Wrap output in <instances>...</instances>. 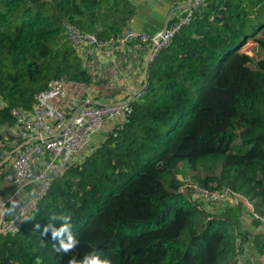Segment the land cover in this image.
Returning a JSON list of instances; mask_svg holds the SVG:
<instances>
[{"label":"trees","instance_id":"16d2710c","mask_svg":"<svg viewBox=\"0 0 264 264\" xmlns=\"http://www.w3.org/2000/svg\"><path fill=\"white\" fill-rule=\"evenodd\" d=\"M135 10L132 0H0V161L20 141L14 109L31 110L54 80L92 81L69 27L116 37ZM248 39L254 53L241 50ZM263 53L264 0L200 2L150 60L131 111L0 233V264H69L93 252L111 264H264L254 216L264 215ZM197 187L229 195L205 206ZM54 213L71 214L79 244L68 253L42 235L59 227Z\"/></svg>","mask_w":264,"mask_h":264},{"label":"built area","instance_id":"2783aa9c","mask_svg":"<svg viewBox=\"0 0 264 264\" xmlns=\"http://www.w3.org/2000/svg\"><path fill=\"white\" fill-rule=\"evenodd\" d=\"M202 1L192 0L188 10L174 22L169 23L164 31L161 29L150 33L142 29L137 30L132 26V16L124 30L116 37L110 36L101 39L94 33L80 31L74 27H69V34L73 44L80 48L83 59L87 47L104 49L108 45L118 43L127 45L134 40L140 43H155L151 54L153 57L180 25L189 19L192 9ZM66 85L65 80H54L47 88L37 93L31 110H13L15 133L20 138L19 143L23 142L19 149H15L18 144L15 141L13 149L6 152L1 161L10 163L11 171L5 174V178L13 183L14 188L10 198L0 197V233L13 232L19 227L48 188L50 177L62 170L63 165L58 160L61 150L73 152L72 160H75L81 156H78L76 152L88 144L91 134L104 121L118 116L124 117L132 109L131 99H129L114 102H87L76 105L68 112L54 102L59 93H64L63 86L66 87ZM140 92L138 90L133 98ZM46 151H49L52 157L48 161L44 159L41 167H36L34 165L35 159L43 156ZM63 156L69 158L67 154ZM26 185H34L33 194L21 201L22 195L19 194ZM197 191L204 197L205 206L216 205L229 195L228 188L206 189L197 187ZM12 199L19 202L17 212L11 217L2 216L8 202ZM254 216L259 217L261 223L264 224V215L254 213Z\"/></svg>","mask_w":264,"mask_h":264},{"label":"crops","instance_id":"0c3cea01","mask_svg":"<svg viewBox=\"0 0 264 264\" xmlns=\"http://www.w3.org/2000/svg\"><path fill=\"white\" fill-rule=\"evenodd\" d=\"M132 1L136 5L132 26L137 30L142 29L153 33L163 28L167 16H170V19L182 16L188 10L192 0ZM150 45L151 43H140L134 40L127 45L118 43L108 45L104 49L87 47L85 49L84 62L92 76V81L82 84L66 82V87L63 86L65 94L59 93V96L54 99L55 104L69 112L76 105L87 102H114L132 99L135 93L144 85L143 65ZM122 118L118 116L104 121L91 134L88 144L78 150L76 154L78 156L82 155L101 142ZM22 142L19 143L18 141L15 149H19L22 146ZM44 159H46L45 155L39 156L35 159L34 165L36 167L40 166ZM68 159V157L60 155L58 160L64 166ZM2 163L0 161V197L6 199L11 197L14 185L5 178V174L10 171V163L7 161ZM33 187L34 185H26L19 195L25 198L26 196L23 195L32 192ZM29 188L30 190H28ZM16 212L17 209L12 214L3 212L2 216L11 217ZM250 220L248 221L249 224ZM249 224L246 227H249ZM252 253L255 258V252L252 251Z\"/></svg>","mask_w":264,"mask_h":264},{"label":"clouds","instance_id":"9594fccd","mask_svg":"<svg viewBox=\"0 0 264 264\" xmlns=\"http://www.w3.org/2000/svg\"><path fill=\"white\" fill-rule=\"evenodd\" d=\"M19 202L15 199L9 201V206L4 210L5 214H12L16 211ZM52 221H59V227L53 223H48L43 226L42 235L47 236L51 233V239L58 242V248L56 251H62L68 253L72 251L79 244V240L76 239L73 233V224L71 214H53L51 216ZM40 223H36L35 229L40 230ZM69 264H111L109 259H102L96 252L87 254L81 261H77L75 258L69 261Z\"/></svg>","mask_w":264,"mask_h":264},{"label":"rangeland","instance_id":"374dc122","mask_svg":"<svg viewBox=\"0 0 264 264\" xmlns=\"http://www.w3.org/2000/svg\"><path fill=\"white\" fill-rule=\"evenodd\" d=\"M254 47H255V40L248 39L247 42H245V44L241 47V50H244V51L249 52V53H254ZM41 166H42V163H41V165L39 167H41ZM10 171H11V168H10ZM187 181H189V179L186 180V183H188ZM189 188H190V190H192V187H189ZM31 194H33V191L28 193V194L23 195V196H26L25 198H23L21 196V201L26 200V198L29 197ZM216 209H217V207H216ZM251 216L252 215L250 213H246V212L243 211L241 213V215H240L241 225L242 226H247L249 224L248 221L250 220Z\"/></svg>","mask_w":264,"mask_h":264},{"label":"water","instance_id":"95a60500","mask_svg":"<svg viewBox=\"0 0 264 264\" xmlns=\"http://www.w3.org/2000/svg\"><path fill=\"white\" fill-rule=\"evenodd\" d=\"M169 20H170V16H167L166 19H165V21H164L163 28H162L163 31L167 28V26L169 24ZM154 46H155V43H151V45L149 47V50H148V52L146 54V57L144 59V65H143V76H144V80H146V77H147V68H148V65H149L150 60L152 59V55L151 54H152V51H153ZM142 88L139 89V91H141ZM64 154L69 155L68 162H66V164H65V165H67L68 163L71 162L72 158L74 157V153L71 152V151H66V150L63 149V150H61L60 155L63 156Z\"/></svg>","mask_w":264,"mask_h":264}]
</instances>
